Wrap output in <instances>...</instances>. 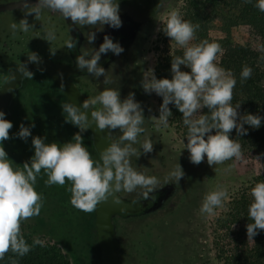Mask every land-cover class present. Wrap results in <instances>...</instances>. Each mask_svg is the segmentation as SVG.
I'll return each instance as SVG.
<instances>
[{"label": "clouds", "instance_id": "clouds-1", "mask_svg": "<svg viewBox=\"0 0 264 264\" xmlns=\"http://www.w3.org/2000/svg\"><path fill=\"white\" fill-rule=\"evenodd\" d=\"M18 2L26 10L25 17L34 14L38 19L42 9H49L58 12L64 19H70L74 25L94 27L101 24L116 29L122 26L117 0H38L31 7L27 0ZM254 7L264 13V0H257ZM10 27L15 34L17 23H12ZM31 27L26 18L20 20V30L27 32ZM198 28V24L184 20L178 9L168 13L162 31L178 47L184 49L183 55L172 57L171 79H157L153 71L149 70L144 74L142 87L146 93L154 92L163 98L159 117H151L155 127H168L169 117L172 115L169 105L174 104L182 113V121L187 128V143L183 142V149L188 150L190 162L199 165L206 157L209 167H213L233 159H242V146L230 138V133L235 130L238 136L247 134L244 125L258 129L262 118L253 114L241 116L237 111L240 104L232 105L237 81L231 72L215 63L217 55L222 51L219 43L204 40L190 45ZM55 38L54 31L48 30L44 34V39L48 42ZM94 40L95 33L90 32L88 42L91 44ZM66 47L73 49L76 43L68 42ZM260 50L264 52V47ZM109 51L120 55L124 49L106 35L99 49L94 50L90 58H86L84 54L76 57L77 68L86 70L95 78L104 76L103 82L110 83L105 69L98 63L101 55ZM28 60L38 62L39 57L31 53ZM182 65L190 71H182ZM20 70H23L24 75L32 76L23 67ZM251 75L252 68L244 66L240 73L241 82ZM204 108L208 109L209 114L199 115L197 118V113ZM62 109L66 114L65 122L80 129L73 137L74 143L67 142L61 146L57 143H45L44 138L39 136L33 137L34 156L30 163L25 162L21 168L15 169L4 147L0 146V260L9 252L23 257L33 247L44 246V241L39 238H35L31 245L28 244L21 230L22 223L39 216L43 207V198L34 188L42 170L47 176V186H64L66 182L70 183V204L84 213L96 211L97 206L109 197L113 198L114 203H119L114 193L121 191L132 193L139 188L147 198L160 184L156 176H146L131 166L130 157L138 158L141 149L144 154L153 151L150 138L143 141L139 150L132 146L145 131L141 127L145 120L143 109L135 101L134 94L130 93L121 101L119 91L109 88L84 100L81 107L69 102L62 104ZM89 109L90 120L87 115ZM4 117L5 113L0 111V145L10 138L9 132L13 127L12 122ZM91 123L101 131L119 129L122 133L118 143L112 142L103 150L100 162L92 159L80 134ZM18 136L26 140L31 136V131L21 124ZM183 176V169L177 164L167 174L165 181L174 180L179 183ZM249 194L251 203L248 206V218L252 222L247 224L246 229L248 241L253 242L258 230H264V182L255 183ZM227 196V190L222 186L206 193L200 206L201 215H214L215 210L223 206Z\"/></svg>", "mask_w": 264, "mask_h": 264}, {"label": "flooded vegetation", "instance_id": "flooded-vegetation-1", "mask_svg": "<svg viewBox=\"0 0 264 264\" xmlns=\"http://www.w3.org/2000/svg\"><path fill=\"white\" fill-rule=\"evenodd\" d=\"M27 2L31 7L35 6L38 0H27ZM117 2L122 21V26L118 29L101 24L94 27L74 25L70 19H64L61 14L49 9H42L38 19L34 14L25 17L26 10L18 0H0V93L12 72L22 63L29 61L28 55L35 53L39 59H46L53 64L65 66L69 82L85 100L111 88L119 91L121 101L132 93L135 101L140 104L135 73L148 37L153 13L141 0H117ZM24 18L32 26L27 32L19 29V22ZM12 23L18 25L15 34L10 27ZM48 30L54 31L56 37L50 42L44 39V34ZM90 32L95 33V40L91 44L88 42ZM106 35L124 49L120 55H115L111 51L101 55L98 63L106 71V78L110 81L107 84L103 82L104 76L95 78L86 70L78 69L76 65V57L84 54L86 58H90L94 50L99 49ZM68 42L76 43V47L68 49L66 47ZM28 72H31L32 76L21 75L11 87L5 109L4 118L11 121L13 127L9 132L10 138L2 144L6 147L4 149L14 169L21 168L25 162L30 163L31 157L34 156L33 137L39 136L44 138L45 143H57L62 146L67 142L74 143L75 141H72L74 135L80 132L78 127L65 122L66 114L62 109V104L69 102L55 82L42 70L30 69ZM96 107L98 108L99 105ZM21 124L31 131V136L26 140L18 136ZM143 133L138 136V140ZM80 134L91 157L96 162H100L92 147L89 130L86 129ZM107 134L112 142L117 143L122 135L119 129H107ZM132 146L138 147L136 143ZM145 157V155L138 158L137 156L130 157L131 166L146 176H153L149 171L151 166H148ZM156 177L160 180V184L149 193L147 198L141 194L139 188L132 193L119 192V196L132 205L131 213H119L111 219L114 236L118 241L117 255L120 264H129L133 256L131 255L133 251L125 246L126 227L133 225L137 233L136 254L141 253L142 249V254L147 253L151 246L153 251L154 244L149 245V242H156L153 237L155 228L166 223L170 211L183 194V179L179 183L174 180L166 182L165 172ZM46 180L47 176L42 170L34 185L35 190L43 198V207L39 217L43 218V213H45V219L51 222L49 224L52 230L56 229V232L61 235H64V232L67 238L70 227L78 223L76 212L81 211L70 204L71 193L68 191L70 183L66 182L64 186H47ZM93 221L94 212L91 220L94 230ZM73 230L71 229L72 238L75 233ZM76 239H79L78 235ZM67 250L79 264L81 261L79 246L68 242ZM140 264H147V262L143 260Z\"/></svg>", "mask_w": 264, "mask_h": 264}, {"label": "rangeland", "instance_id": "rangeland-1", "mask_svg": "<svg viewBox=\"0 0 264 264\" xmlns=\"http://www.w3.org/2000/svg\"><path fill=\"white\" fill-rule=\"evenodd\" d=\"M141 1L148 5L153 16L135 73L139 101L145 118L141 125L145 131L136 144L139 150L145 139L152 140L153 151L144 154L141 149L140 156H146L145 161L151 166L149 171L153 176L163 172L168 174L180 164L184 172L182 178L184 189L180 200L166 218V223L155 228L153 237L156 242H149V245L154 244L153 251L151 246L147 253L142 254V249L141 253L136 254L137 233L133 225L126 227L125 246L133 251L131 255L134 256H131L129 264H140L143 260H146L147 264H218L214 257V219L220 213L221 207L217 208L215 214L210 217L202 216L200 206L203 198L206 193L216 190L217 186L225 188L229 196L237 186L249 181L252 176L264 175V155L257 152L242 153L240 160L233 159L213 167H209L205 157L202 163L194 165L189 160L188 150L183 149V142L187 143V128L183 123H176L177 121L171 116L167 128L155 127L151 117H159L163 98L154 92L146 93L142 81L144 74L149 70L153 71L157 79H171L172 57L183 55L184 49L178 47L162 31L163 22L171 10L178 9L184 20L199 25L190 45L199 44L204 40L212 43L214 38L225 34L233 43L253 49L259 55V62L262 64H264V52L260 48L264 47V18L256 26L247 21H238L232 26L223 16L214 19V0H198L197 3L195 2L194 10L188 11H186L188 0ZM181 70L190 71L183 65ZM1 146L6 148L3 144ZM76 215L78 223L70 227L67 238L64 232V235H61L56 229L52 230L49 224L51 222L45 219V213L43 218L36 216L23 224L33 231L35 238L48 241L61 249L69 264H78V262L71 252H68V242L79 246L81 258L79 264H100L95 233L91 225L93 212H76ZM71 229L75 231L73 238ZM77 235L79 239H76Z\"/></svg>", "mask_w": 264, "mask_h": 264}, {"label": "trees", "instance_id": "trees-1", "mask_svg": "<svg viewBox=\"0 0 264 264\" xmlns=\"http://www.w3.org/2000/svg\"><path fill=\"white\" fill-rule=\"evenodd\" d=\"M197 1L188 0L186 11L194 10ZM256 2L257 0H214V19L223 16L232 26L238 21H247L256 26L264 18V13L254 7ZM214 42L219 43L222 49L215 63L231 72L237 81L232 105L240 104L237 111L241 116L253 114L262 118L260 128L244 125L247 134L238 136L233 130L230 138L241 144L242 153L257 152L264 155V64L259 62V55L253 49L233 43L225 34L214 38ZM244 66L252 68V75L241 82L240 73ZM169 109L176 123H183L182 113L174 104H170ZM208 114V109L204 108L197 114V118ZM257 182H264V175L252 176L249 181L237 186L223 202L220 213L214 219V257L218 264H264V230H258L252 242L248 241L246 229L247 224L252 222L248 218V206L251 203L249 193ZM21 230L25 240L31 245L35 239L33 231L23 223ZM14 261L15 264H69L61 249L48 241H44L43 247H33L23 257L9 252L0 260V264H13Z\"/></svg>", "mask_w": 264, "mask_h": 264}, {"label": "water", "instance_id": "water-1", "mask_svg": "<svg viewBox=\"0 0 264 264\" xmlns=\"http://www.w3.org/2000/svg\"><path fill=\"white\" fill-rule=\"evenodd\" d=\"M22 67L26 71L30 69L44 71L55 82L68 102L74 103L77 107L82 106L85 99L69 82L67 78L68 71L65 66L53 64L46 59H39L38 62L27 61L22 63L12 72L0 93V111L5 113L9 101V91L18 78L23 75V70H20ZM87 115L90 120V109ZM87 129L90 132L92 147L100 161L101 153L112 141L107 134V129L101 131L94 123H91L90 127ZM114 196L119 200V203H114L113 198L109 197L107 201L101 202L97 206L96 211H94L93 227L96 234L100 264H120L117 255L118 241L114 236V228L111 219L116 214L132 212V205L122 199L119 193H114Z\"/></svg>", "mask_w": 264, "mask_h": 264}]
</instances>
